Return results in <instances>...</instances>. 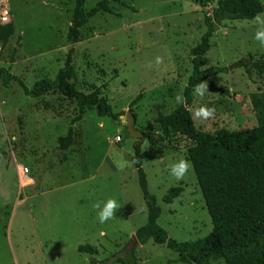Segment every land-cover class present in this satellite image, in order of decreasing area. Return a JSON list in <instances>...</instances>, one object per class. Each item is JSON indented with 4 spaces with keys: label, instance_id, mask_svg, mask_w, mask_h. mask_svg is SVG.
Returning <instances> with one entry per match:
<instances>
[{
    "label": "rangeland",
    "instance_id": "obj_1",
    "mask_svg": "<svg viewBox=\"0 0 264 264\" xmlns=\"http://www.w3.org/2000/svg\"><path fill=\"white\" fill-rule=\"evenodd\" d=\"M99 1L86 0L85 11ZM121 1L123 6L109 0L111 12L92 17L80 40L70 45L66 34L74 0H10L14 33L0 44V67L31 87L54 79L73 48L76 90L88 94L98 88L120 116L113 120L99 116L96 107L87 108L72 125L71 146L61 150L57 139L67 134L76 102L60 93L29 98L15 83L9 88L0 83V264H120L114 258L131 251L135 264H183L165 245L152 240L140 245L134 237L147 216L131 159L135 146L148 191L161 210L157 223L168 237L194 242L211 232L192 167L180 181L169 172L171 164L187 160L193 143L179 135L160 140L155 118L181 105L175 97L182 95L192 71L190 50L205 32L204 19L212 18L217 0ZM257 17L264 20V11L253 20L225 18L214 31L206 67L225 69L210 81L228 94L209 82L203 98L193 92L188 110L196 129L214 134L257 126L264 72L254 68L247 73L243 65L230 69L246 60L249 67L259 62L264 70V46L254 38ZM157 57L162 63H156ZM200 106L214 107V116L195 117ZM128 111L144 139L129 135ZM21 167L29 170L28 182L18 179ZM176 186L183 188L181 194L164 203L167 191ZM109 198L120 210L101 224L93 205ZM84 245L96 253L78 252Z\"/></svg>",
    "mask_w": 264,
    "mask_h": 264
},
{
    "label": "trees",
    "instance_id": "obj_2",
    "mask_svg": "<svg viewBox=\"0 0 264 264\" xmlns=\"http://www.w3.org/2000/svg\"><path fill=\"white\" fill-rule=\"evenodd\" d=\"M111 1L124 5L121 0ZM85 2L86 0H74L66 34V41L70 45L80 40L81 29L92 17L100 12H111L109 0L97 2L88 11H85ZM263 11L264 4L259 0H217L212 18L204 19L205 32L199 43L190 50L192 71L182 91L184 103L169 114H158L155 118L160 130V140L167 139L170 135H179L193 143L187 149V160L210 217L211 232L194 242H177L169 238L157 223L161 210L155 197L148 191L138 146H135V154L131 158L147 213L145 224L135 231L134 237L140 245L149 240L165 245L177 253V261L183 264H212V261L217 260H222L224 264H264V105L258 112L257 126L239 131L219 129L214 134L196 129L188 110L193 102V88L201 81L209 82L215 91L228 94L227 90L214 86L210 81L225 69L206 67L205 56L210 49L217 17L229 13L226 17L229 20H253ZM13 21L0 26L1 45L14 33ZM72 52L73 48L68 51L64 66L57 71L54 79H41L31 87H27L7 68L0 67V83L5 88L15 83L29 98L37 99L60 93L76 102L77 114L72 119L67 134L57 139L61 150L71 146L72 125L81 119L87 108L96 107L99 116H108L113 120L120 116L119 113H112L111 106L101 96L98 88L88 94L76 90L77 76L71 63ZM243 66L247 73L254 68L260 73L264 72L259 62L253 63L251 67L248 64ZM133 116L135 117L134 114ZM148 136L154 137L152 134ZM182 191L181 186L170 188L163 197V202L171 203ZM78 252L95 254L96 250L84 245L78 247ZM114 262L135 264L136 259L131 251L125 258H114Z\"/></svg>",
    "mask_w": 264,
    "mask_h": 264
},
{
    "label": "clouds",
    "instance_id": "obj_3",
    "mask_svg": "<svg viewBox=\"0 0 264 264\" xmlns=\"http://www.w3.org/2000/svg\"><path fill=\"white\" fill-rule=\"evenodd\" d=\"M257 23L260 27L255 32V40L259 41L261 46H264V20L259 17L256 18ZM156 63H162L160 57L156 58ZM194 95L203 98L206 93L209 92V87L207 81H201L196 84L193 88ZM175 100L178 104L184 102L183 95H177ZM215 114L214 107L200 106L194 110L193 115L197 118L207 120L213 117ZM126 122V121H125ZM191 168L190 162L184 159L179 160L176 163L170 165V175L173 176L177 181L183 180L184 177L189 173ZM103 205V206H102ZM93 207L98 210L97 215L99 222L101 224L106 223L116 217L117 212L120 210V205L114 198H109L106 202H96Z\"/></svg>",
    "mask_w": 264,
    "mask_h": 264
},
{
    "label": "built area",
    "instance_id": "obj_4",
    "mask_svg": "<svg viewBox=\"0 0 264 264\" xmlns=\"http://www.w3.org/2000/svg\"><path fill=\"white\" fill-rule=\"evenodd\" d=\"M14 15L10 6V0H0V26H5L13 21ZM120 137L117 136L114 141L118 142ZM110 143L113 141H109ZM114 143V142H113ZM18 179L20 181H29V170L27 167H21L18 170Z\"/></svg>",
    "mask_w": 264,
    "mask_h": 264
},
{
    "label": "water",
    "instance_id": "obj_5",
    "mask_svg": "<svg viewBox=\"0 0 264 264\" xmlns=\"http://www.w3.org/2000/svg\"><path fill=\"white\" fill-rule=\"evenodd\" d=\"M229 13H223L220 16L217 17L214 24V30H216L219 26H221L222 21L228 17ZM244 64H249L246 60H242L241 62H237L235 65L231 66L230 69H232L235 66H240ZM124 118L127 120V130L131 137L144 139L145 134L140 133L138 130L135 129V117L133 116L132 112L128 111L126 112ZM135 243V240H134Z\"/></svg>",
    "mask_w": 264,
    "mask_h": 264
},
{
    "label": "crops",
    "instance_id": "obj_6",
    "mask_svg": "<svg viewBox=\"0 0 264 264\" xmlns=\"http://www.w3.org/2000/svg\"><path fill=\"white\" fill-rule=\"evenodd\" d=\"M115 149H116L117 151H119V152L121 151V148H119V147H116Z\"/></svg>",
    "mask_w": 264,
    "mask_h": 264
}]
</instances>
